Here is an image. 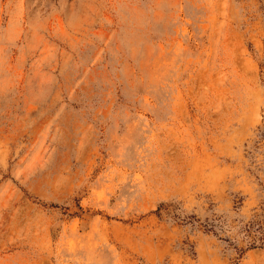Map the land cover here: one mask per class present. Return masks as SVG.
<instances>
[{
    "label": "rangeland",
    "instance_id": "1",
    "mask_svg": "<svg viewBox=\"0 0 264 264\" xmlns=\"http://www.w3.org/2000/svg\"><path fill=\"white\" fill-rule=\"evenodd\" d=\"M263 239L264 0H0V264Z\"/></svg>",
    "mask_w": 264,
    "mask_h": 264
},
{
    "label": "trees",
    "instance_id": "2",
    "mask_svg": "<svg viewBox=\"0 0 264 264\" xmlns=\"http://www.w3.org/2000/svg\"><path fill=\"white\" fill-rule=\"evenodd\" d=\"M259 247H263L264 248V239L259 243ZM253 246H256V243L253 244Z\"/></svg>",
    "mask_w": 264,
    "mask_h": 264
}]
</instances>
